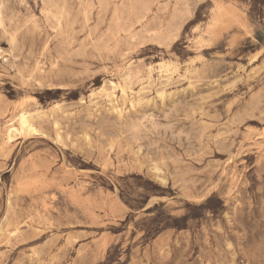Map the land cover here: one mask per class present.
<instances>
[{
	"label": "rangeland",
	"instance_id": "1",
	"mask_svg": "<svg viewBox=\"0 0 264 264\" xmlns=\"http://www.w3.org/2000/svg\"><path fill=\"white\" fill-rule=\"evenodd\" d=\"M0 264H264V0H0Z\"/></svg>",
	"mask_w": 264,
	"mask_h": 264
},
{
	"label": "bare ground",
	"instance_id": "2",
	"mask_svg": "<svg viewBox=\"0 0 264 264\" xmlns=\"http://www.w3.org/2000/svg\"><path fill=\"white\" fill-rule=\"evenodd\" d=\"M88 37V36H87ZM258 104V103H257ZM246 116V115H245ZM32 126L30 125L26 114H22L21 116V130H31ZM141 130V129H140ZM13 132H16L14 127H10L7 129V140L10 142L13 140ZM13 151V150H12ZM221 179V178H220ZM22 225V224H21ZM27 225V224H26ZM32 227V226H31ZM46 227V226H45ZM3 231V230H2ZM37 232V231H36ZM39 233V232H38ZM41 233V232H40ZM20 234V233H19ZM14 238V236H13ZM6 245V244H5ZM11 246V245H10ZM43 262V261H42Z\"/></svg>",
	"mask_w": 264,
	"mask_h": 264
}]
</instances>
